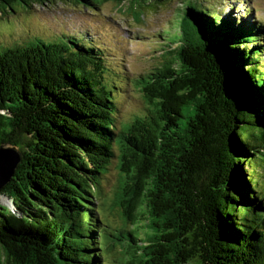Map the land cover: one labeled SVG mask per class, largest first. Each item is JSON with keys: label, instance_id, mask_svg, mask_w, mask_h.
Listing matches in <instances>:
<instances>
[{"label": "trees", "instance_id": "trees-1", "mask_svg": "<svg viewBox=\"0 0 264 264\" xmlns=\"http://www.w3.org/2000/svg\"><path fill=\"white\" fill-rule=\"evenodd\" d=\"M57 1L93 15L128 2L141 20L171 0H0V10ZM240 3L221 0L218 14L181 3L166 23L177 36L156 33L162 53L132 78L144 106L125 118L129 77L112 73L91 33L0 45V146L22 158L0 192L15 208L0 200V264H105L107 252L119 264H264V22L237 14ZM197 56L238 71L233 116L201 93Z\"/></svg>", "mask_w": 264, "mask_h": 264}, {"label": "rangeland", "instance_id": "rangeland-1", "mask_svg": "<svg viewBox=\"0 0 264 264\" xmlns=\"http://www.w3.org/2000/svg\"><path fill=\"white\" fill-rule=\"evenodd\" d=\"M231 2V0H227ZM184 8L188 4H193L201 9H209L213 13H219L221 0H171L168 4L157 8V17L145 15L141 20L136 19V15L128 2L118 4L114 1L108 2L102 11L82 12L77 7L61 1L46 7H36L32 10L22 9L18 13L5 15L0 10V45L11 46L16 43H22L30 40L34 36H43L45 39H58L64 32H79L92 34L108 51V62H111L112 73L128 76L124 81L121 77L123 94L119 100H124V106L121 110L123 118L135 113L144 106L141 100V92L132 89L131 81L136 75L155 63V57H158L162 50H158L151 45L153 36L156 33H163L165 28L168 41L177 36V22L166 24L175 16V11L179 6ZM245 9H244V8ZM249 10V11H248ZM247 12L250 18H257L264 22V0H241L237 5V14L244 15ZM179 13V12H178ZM102 14V15H100ZM100 15V16H96ZM154 19V23L151 20ZM46 39V40H48ZM162 42V41H160ZM159 40L156 43L160 46ZM173 44H171L172 46ZM118 179L115 168L112 174L104 181L103 189L106 198L113 197L117 190ZM0 200L9 205L12 209V201L4 196ZM107 214L116 218L117 216L106 208ZM117 219V218H116ZM143 227L148 230L144 221ZM143 229V230H145ZM105 264H119V258L107 252Z\"/></svg>", "mask_w": 264, "mask_h": 264}, {"label": "water", "instance_id": "water-1", "mask_svg": "<svg viewBox=\"0 0 264 264\" xmlns=\"http://www.w3.org/2000/svg\"><path fill=\"white\" fill-rule=\"evenodd\" d=\"M215 63L206 61L204 57L197 56L194 62L195 66L193 65L195 80L198 82L201 93L211 95L222 106H227L231 116H233L234 105L240 106L244 86L241 83L238 71H235L230 64L226 65L221 62L218 65ZM218 80L221 82H218ZM227 84L232 89L230 94L225 89ZM21 160L20 149L17 146L11 143H5L0 146V192L12 180Z\"/></svg>", "mask_w": 264, "mask_h": 264}]
</instances>
